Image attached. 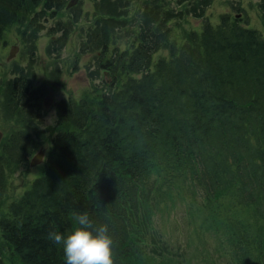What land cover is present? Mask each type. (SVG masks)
Wrapping results in <instances>:
<instances>
[{
	"label": "trees",
	"instance_id": "1",
	"mask_svg": "<svg viewBox=\"0 0 264 264\" xmlns=\"http://www.w3.org/2000/svg\"><path fill=\"white\" fill-rule=\"evenodd\" d=\"M67 1L0 0V38L32 11L31 23L55 18ZM258 6L264 22V0ZM160 7L147 3L143 13ZM117 9L115 3L104 10L80 48L99 50L95 64L110 83L57 103L43 174L0 219L10 264H65L62 246L48 233L70 228L78 211L108 224L114 264H143L145 242L134 217L142 211L150 222L164 188L178 183L198 194L206 211L222 198L252 206L250 223L226 218L219 236L232 264H264V38L241 18L222 15L178 45L169 43L165 20L155 25L156 17H143L136 45L118 52L110 49L106 25ZM73 13L76 22L81 11ZM49 32L60 33L50 40L51 51L62 49L69 28L58 21ZM165 46L168 55L153 60ZM30 84L29 71L19 68L4 95L6 111L23 124L42 115ZM35 139L18 130L1 144L0 197L6 165L26 166ZM0 264H6L1 242Z\"/></svg>",
	"mask_w": 264,
	"mask_h": 264
},
{
	"label": "rangeland",
	"instance_id": "2",
	"mask_svg": "<svg viewBox=\"0 0 264 264\" xmlns=\"http://www.w3.org/2000/svg\"><path fill=\"white\" fill-rule=\"evenodd\" d=\"M69 2V1H68ZM118 4L117 13L107 14L106 25L110 28L112 44L110 49L130 50L136 45V36L143 17H156L155 25L161 20L171 28L170 41L178 45L187 40V34L200 32L204 23L220 22L222 15L241 18L240 23L259 32L264 38V22L261 19L258 0H76L66 6L55 18H40L31 23L35 11L26 20L6 26L0 38V130L5 141L11 133L23 130L36 136L35 154L42 151V158L48 153L56 131V103L68 96L79 97L82 92L110 83V76L99 71L95 56L99 50L86 49L81 52L87 33L97 19L105 14L111 4ZM162 6L150 14H144L146 4ZM79 8L78 21L73 12ZM69 28L65 46L52 52L50 40L60 33L51 35L49 29L56 22ZM14 55L10 57L13 48ZM168 46L153 56L168 55ZM10 57V58H9ZM19 68L29 71L30 90L39 96L42 115L28 124L19 121L18 116L9 114L4 106V95L8 81ZM54 120V123H50ZM43 164L37 166L6 165L5 187L0 197V219L9 216L8 206L18 201L30 187L31 182L43 173ZM162 191L159 210L149 222L142 211L134 217L139 225L140 235L145 242L143 264H232L233 261L219 236L222 220L240 219L250 223L253 219L252 206L240 207L222 198L212 211L202 206L201 197L181 184ZM253 214V215H252ZM141 221V223H139ZM221 222V223H220ZM220 228V229H219ZM3 259L10 264L14 258L1 237Z\"/></svg>",
	"mask_w": 264,
	"mask_h": 264
},
{
	"label": "clouds",
	"instance_id": "3",
	"mask_svg": "<svg viewBox=\"0 0 264 264\" xmlns=\"http://www.w3.org/2000/svg\"><path fill=\"white\" fill-rule=\"evenodd\" d=\"M73 220L75 223L63 233H48L49 240L62 246L65 264H114L108 224H94L87 211L74 212Z\"/></svg>",
	"mask_w": 264,
	"mask_h": 264
},
{
	"label": "water",
	"instance_id": "4",
	"mask_svg": "<svg viewBox=\"0 0 264 264\" xmlns=\"http://www.w3.org/2000/svg\"><path fill=\"white\" fill-rule=\"evenodd\" d=\"M76 0H71L70 3L68 5H72L73 3H75ZM15 48L11 51V56L14 54ZM3 138V133L2 131H0V142ZM42 161V152H39L38 154H36L30 161V166H34L36 164H39Z\"/></svg>",
	"mask_w": 264,
	"mask_h": 264
}]
</instances>
